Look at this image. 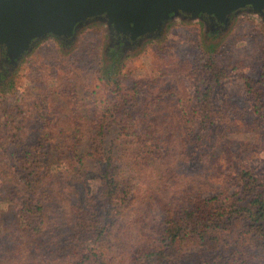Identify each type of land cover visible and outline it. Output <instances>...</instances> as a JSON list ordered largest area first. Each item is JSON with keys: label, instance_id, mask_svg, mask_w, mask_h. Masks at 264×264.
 <instances>
[{"label": "trees", "instance_id": "obj_1", "mask_svg": "<svg viewBox=\"0 0 264 264\" xmlns=\"http://www.w3.org/2000/svg\"><path fill=\"white\" fill-rule=\"evenodd\" d=\"M33 43L29 52H34L40 42ZM215 49L209 46L195 60L200 71L212 79V85H206L205 78L200 77L202 89L196 90L191 117L183 110L187 115V135L193 138L181 142L184 157L178 159L174 153L165 167L157 159L163 155L157 131H136L129 119L128 104L136 98L141 82L133 80L126 89L122 79L114 77L127 57L122 58L114 48L105 52L106 57L99 59V68L96 66L97 74L89 77L96 118L77 121L71 127L73 135L60 123L46 119L38 102L33 112L21 107L25 101L19 95L15 94L14 100L0 98V110L8 117L5 123L0 122V150L6 149L11 162L7 181L12 182L13 193L19 199L15 206L7 201L4 212L19 217L18 231L5 232L11 251L7 259L22 258V263L13 264H244L249 240L264 235V185L251 170L242 168L237 176L242 188L239 196L235 192L232 197H205V189L195 190V177L184 178L181 169L196 149L221 138L213 129L209 100L213 85L224 73L219 70ZM2 51L3 48L0 55ZM17 63L10 71L3 73L0 69V84L9 90L20 82L22 73ZM102 63L108 76L115 78L114 85L101 73ZM261 74L262 88L258 89L249 76L244 77L247 94L254 100L264 95V72ZM50 77L53 80L56 75ZM62 82L63 78L57 87ZM76 83L77 78L70 80V85ZM164 92L159 90L150 98L156 100ZM259 101L258 113L264 119V101ZM148 104L142 105L144 115ZM34 113L37 117H30ZM144 124L146 130L153 127ZM4 128L8 133L5 139ZM56 131L57 137L53 138ZM85 142L92 147L84 149ZM61 156L68 157L65 166L75 174L80 171L86 175L88 166L96 164L101 180L99 191L78 196L69 193L66 185L58 188L64 184L58 182L63 175ZM51 161L49 169L46 164ZM48 170L51 174H47ZM2 182L5 184L4 177ZM54 183L60 205L64 202L68 207L65 218H48L54 210L49 203ZM6 187L9 189V185ZM135 201L139 205L131 209ZM217 201L220 204H215ZM44 240L52 248L44 250L39 246Z\"/></svg>", "mask_w": 264, "mask_h": 264}, {"label": "rangeland", "instance_id": "obj_2", "mask_svg": "<svg viewBox=\"0 0 264 264\" xmlns=\"http://www.w3.org/2000/svg\"><path fill=\"white\" fill-rule=\"evenodd\" d=\"M198 21L187 18L173 20L174 23L165 30L160 39L151 40L141 48L131 51L118 69L120 75L117 73L114 77H120V82L126 89H130L133 80H140L137 96L130 99L128 104L131 107L129 119L134 123L136 131H157L156 136L159 134L163 152L157 159L159 165L165 167L169 156L174 153L178 154V159L184 157L181 142L188 139L191 141L193 138L187 135V115L183 110H187L191 117L193 105L196 103V90L202 89V85L198 83L200 77L205 78L206 85L212 83V79L207 78L209 76L196 66L195 60L209 46H216L218 67L224 73L219 82L213 85L209 100L213 129L216 137L221 138L217 142L212 140L205 144L202 149H196L192 159L188 158L181 169L184 178L195 177L198 185L195 190L205 189V197L216 194L220 198L232 197L235 192L239 196L242 188L237 176L242 168L251 170L264 185V119L258 113L257 107L259 100L264 101V95L254 100L247 94L244 79L249 76L254 87L262 88L259 81L261 72H264V24L259 14L245 13L233 18L219 37L213 40V37L206 38V33L198 25ZM105 27V23L84 27L73 44L67 48L51 39L41 41L34 52H28L19 61L17 67L22 74L15 89L9 90L0 84V98L14 100V95H19L25 101L24 104L21 103V107L27 108V111L31 108L33 112L37 110L38 102V107L40 106L39 109L46 119L60 123L66 132L73 135L71 127L77 121L84 123L96 118L94 93L91 85L89 86V77L97 74L99 59L105 58ZM104 67L105 64L102 63L101 73H105V79L110 85H114L115 78L110 75L109 77V72ZM51 75L56 77L52 80ZM62 78L61 86L57 87ZM72 78H77L74 85H70ZM159 90L165 91L160 98H150ZM150 99L153 101L148 104ZM146 103L148 106L144 115L142 105ZM30 117L37 116L34 113ZM7 118L0 110V122L5 123ZM144 122L153 124L152 129L146 130ZM175 123L178 127L174 126ZM4 130L5 139L8 133L7 128ZM57 133L58 131L53 133V138L57 137ZM84 144V149L92 147L90 142ZM61 157L63 175L58 182L64 184L58 188L66 185L69 193L78 196L99 191L101 180L96 164L91 163L88 166L86 175L80 171L75 174L65 166L68 157ZM10 163L6 149L0 150V264H13L15 261L22 263V258L7 259L11 251L8 250L10 242L6 239L5 232H11L12 229L18 231L16 223L18 224L19 219L18 214L14 216L12 212L4 215L7 201L14 206L19 201L13 193L15 187L10 184V180L9 183L7 181ZM150 164L153 165V162ZM46 165L52 169V161ZM47 172L51 174L50 170ZM6 185H9V189ZM58 188L56 189L55 183L50 187L53 192L49 203L54 210L49 214V219L66 217L68 207L64 202L60 205V200L56 197ZM136 202H132L131 209L139 205ZM70 203L72 200L69 205ZM249 241L244 264H264V235H258ZM39 246L44 250L52 248L45 240Z\"/></svg>", "mask_w": 264, "mask_h": 264}, {"label": "water", "instance_id": "obj_3", "mask_svg": "<svg viewBox=\"0 0 264 264\" xmlns=\"http://www.w3.org/2000/svg\"><path fill=\"white\" fill-rule=\"evenodd\" d=\"M247 7L264 14V0H0V49L18 59L36 40L69 36L92 18L133 40L169 21L203 15L222 21Z\"/></svg>", "mask_w": 264, "mask_h": 264}, {"label": "flooded vegetation", "instance_id": "obj_4", "mask_svg": "<svg viewBox=\"0 0 264 264\" xmlns=\"http://www.w3.org/2000/svg\"><path fill=\"white\" fill-rule=\"evenodd\" d=\"M250 12H253L252 8H249V7L242 8L240 10L232 12L231 14L227 16L226 20H222V21L217 20L214 16L203 15L202 18L198 21V25L202 26L203 31L206 33L205 36L207 39L213 37V40H216V38L219 37L223 29L231 23L233 18L239 15L245 14V13H250ZM260 16L262 17V22L264 24V19H263L264 14L262 13L260 14ZM99 23H104V22L98 19L92 18L88 22L84 23L81 27H77L76 30L74 29L73 33L69 36L59 37L55 34H48L45 37L38 39L37 41L41 42L44 39L45 40L51 39V40L59 42L61 45H63V47L67 48L73 44L79 32L84 27L89 26V25L99 24ZM173 23H174L173 21H169L163 26L161 30L156 31L152 34H145L142 36H138L137 38L133 40L129 38L128 34L120 35V34L115 33L111 27H105L104 32H105L107 44L104 49V54H105L104 56L106 57V53L109 52L110 48H114L115 50L121 53V57L123 58L125 55L127 56L131 51L136 50L139 47L141 48L142 45H144L145 43L151 40L160 39L164 35L165 30ZM34 44L35 43H32L31 48ZM2 52L3 54L0 55V69L3 71V73L7 69L8 71L12 70L15 67L14 66L15 63L18 62L17 63L18 65L19 61L28 53V52L23 53L18 59H10V57L6 56L4 51Z\"/></svg>", "mask_w": 264, "mask_h": 264}]
</instances>
